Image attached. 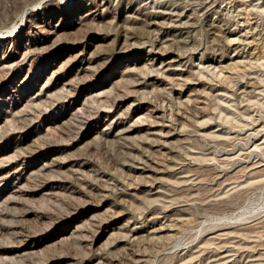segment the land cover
<instances>
[{"label":"rangeland","instance_id":"rangeland-1","mask_svg":"<svg viewBox=\"0 0 264 264\" xmlns=\"http://www.w3.org/2000/svg\"><path fill=\"white\" fill-rule=\"evenodd\" d=\"M0 264H264V0H0Z\"/></svg>","mask_w":264,"mask_h":264}]
</instances>
